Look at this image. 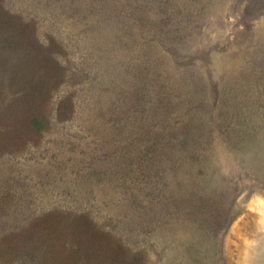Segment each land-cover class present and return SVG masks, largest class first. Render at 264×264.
I'll return each mask as SVG.
<instances>
[{
    "label": "rangeland",
    "instance_id": "1",
    "mask_svg": "<svg viewBox=\"0 0 264 264\" xmlns=\"http://www.w3.org/2000/svg\"><path fill=\"white\" fill-rule=\"evenodd\" d=\"M0 7L24 43L0 34V264H244L264 0Z\"/></svg>",
    "mask_w": 264,
    "mask_h": 264
},
{
    "label": "bare ground",
    "instance_id": "2",
    "mask_svg": "<svg viewBox=\"0 0 264 264\" xmlns=\"http://www.w3.org/2000/svg\"><path fill=\"white\" fill-rule=\"evenodd\" d=\"M257 211L260 213V216L257 219V224L260 231L255 234V238L253 240L246 242V247L244 249L245 261H242L244 262V264H258L256 260L264 257V203L262 204V206H260Z\"/></svg>",
    "mask_w": 264,
    "mask_h": 264
},
{
    "label": "trees",
    "instance_id": "3",
    "mask_svg": "<svg viewBox=\"0 0 264 264\" xmlns=\"http://www.w3.org/2000/svg\"><path fill=\"white\" fill-rule=\"evenodd\" d=\"M7 16H8L7 10H5L3 7H0V34L1 35L4 34L2 36L5 37V38H2V39H8L7 35H12L14 38L16 37L15 42L18 44V42H20V41H19L17 35H20V32L23 31V30H21L19 28L20 26L15 25L14 22L11 23V20H9V18H7ZM1 32H3V33H1ZM20 43H21L20 45L24 44V43H22V41ZM27 48H28L27 49V53L28 52L30 53V50H31L30 47L27 46ZM30 55H31V53H30ZM29 58H30V56L28 54V55H26L25 60L28 61ZM29 124L32 127L36 128V129H39V130L44 129V127H45V124L38 117H34L29 122Z\"/></svg>",
    "mask_w": 264,
    "mask_h": 264
},
{
    "label": "water",
    "instance_id": "4",
    "mask_svg": "<svg viewBox=\"0 0 264 264\" xmlns=\"http://www.w3.org/2000/svg\"><path fill=\"white\" fill-rule=\"evenodd\" d=\"M258 264H263L264 263V257L263 258H259L256 260Z\"/></svg>",
    "mask_w": 264,
    "mask_h": 264
}]
</instances>
